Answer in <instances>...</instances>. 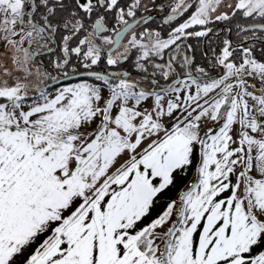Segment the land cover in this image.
<instances>
[{"label":"snow or ice","instance_id":"6c2138e0","mask_svg":"<svg viewBox=\"0 0 264 264\" xmlns=\"http://www.w3.org/2000/svg\"><path fill=\"white\" fill-rule=\"evenodd\" d=\"M156 7L0 0V44L16 53L11 68L0 62L9 77L0 79V264H17L47 232L23 264H264V61L245 46L249 34L264 39V0H171L166 36L146 27ZM217 23L229 33L234 26L239 43L223 39L213 76L184 41L219 35L210 26ZM57 37L62 56L53 67L63 78L71 71L101 83L54 96L40 88L26 103L27 85L14 72L30 75L34 57L55 53ZM97 40L110 46L112 68L136 50L134 67L152 87L127 72L92 71L102 60ZM157 74L171 82L162 86ZM250 79L261 94L249 90ZM193 165L188 190L148 219L176 174Z\"/></svg>","mask_w":264,"mask_h":264},{"label":"flooded vegetation","instance_id":"af4514ba","mask_svg":"<svg viewBox=\"0 0 264 264\" xmlns=\"http://www.w3.org/2000/svg\"><path fill=\"white\" fill-rule=\"evenodd\" d=\"M81 2H83V0H81ZM65 3H69V0H65ZM170 3H171V0H156V4L158 7L152 8L150 12L145 14V15H150L152 18L149 25H147L146 27H149L151 30H154V31L155 30H161L162 36H166L167 31L169 30V26L164 25L162 23V19L164 17H166L167 14L170 12V9L167 7ZM58 14L59 15H65L66 13L65 12H59ZM137 16L139 17L140 13H138ZM184 18H186V17H181L177 21L173 22L172 26H175L178 23L183 22ZM107 22H108V26L112 27L113 19L111 16L108 17ZM130 22H131V20H130ZM210 26L214 28V32L218 31L219 35L222 33V29L217 27L216 24L210 25ZM140 30L141 29H137L138 32ZM219 35L210 34L208 37H203V38L192 37V38H189L186 41H184L185 46L191 47V50L187 51L186 54L194 60V63L196 65L205 67L209 71V73L213 76L215 74L212 72H214L216 70H214L212 68V65H206L205 63H207V62L204 63L203 58H202V61L200 62L201 64H199L198 62H195V59H196L198 53L201 51V49L203 51L206 49V47H205L206 43H209L211 46L212 45L214 46L213 42L218 39ZM126 40L127 39L122 41V43H127V42H125ZM71 43L73 46H75V40H73ZM97 43L100 44V46L102 48V60H101L100 64H98L97 66H95L92 69V71L99 72L101 74H109L113 71L121 72V73L127 72L131 75V77L134 80H140L141 81V83L138 87H142L145 89H149L152 87V85H150V83L147 80H142V76L144 74L137 71L136 68L134 67L135 58L138 55L136 50L132 51L128 61H125L121 65H118L115 68H112V67L107 66L105 63L107 49L110 46L102 44V42L100 40H97ZM245 46H246V44H245ZM24 47H28V44L25 43ZM53 47L55 48L54 54L46 53V52L42 51L41 53L38 54L37 57H34L33 62L28 65L29 71L31 73L30 75H27L26 73H24L22 71L14 72V75L19 77L20 82L27 85V92H28V96H29V99L27 101H31L32 98H37L38 94H39L38 90L40 88H43L45 91H48V90L59 88L60 86H63V85H68L74 81L86 80V79H77V80L70 81V82L60 83L56 86L51 87V85L53 84L51 77H57L58 80L63 79L62 72L59 70H56L53 67V61L57 60L60 56H62V51H61L62 44L60 42L59 37L56 38V43L53 45ZM4 51H7L8 54H7V56L0 54V60H1L0 62L6 61L8 66L11 68V65H9L8 59H11V57L16 53H13L12 49H4L2 47V44H0V53H3ZM120 51H123V48H121ZM170 54H171L170 52L166 53L165 59H167L168 55H170ZM203 54H204V56H206L205 52ZM17 55L22 56L23 54L19 53ZM197 59H198V57H197ZM155 62L163 63V61H160L158 58L155 60ZM72 63L77 64L75 56H73ZM146 66L149 68V71H151V62H149ZM79 70L83 71L82 67ZM217 70H219V69H217ZM0 72L3 74L2 70H0ZM45 73L48 74V76H49L48 79H45ZM74 75H76V74L71 73V71L69 72V77L74 76ZM156 78L159 80V83L162 86H167L168 83L171 82V81H164L163 79H161L159 77V74H157ZM2 79H9V77L4 76V78H2ZM89 80H91V79H89ZM10 82H12V81L10 80ZM154 90H158V89H154Z\"/></svg>","mask_w":264,"mask_h":264},{"label":"crops","instance_id":"0c3cea01","mask_svg":"<svg viewBox=\"0 0 264 264\" xmlns=\"http://www.w3.org/2000/svg\"><path fill=\"white\" fill-rule=\"evenodd\" d=\"M119 167V166H117ZM195 165L192 167H189L184 174H176L175 182L172 186H170L169 189H167L160 197V203L157 205L155 210L152 213V216L148 219H151L154 217L159 211L162 210L164 205L170 201V200H176L179 195H181L183 192L188 190V187L195 181L194 174H195ZM234 177H233V183H234ZM224 196H227L228 193H224ZM50 235V232H47L40 236L37 241L30 245L23 253L22 256L17 258V264H23L25 258L30 257L32 254H34L36 248L39 246V244L48 236Z\"/></svg>","mask_w":264,"mask_h":264},{"label":"trees","instance_id":"16d2710c","mask_svg":"<svg viewBox=\"0 0 264 264\" xmlns=\"http://www.w3.org/2000/svg\"><path fill=\"white\" fill-rule=\"evenodd\" d=\"M234 23L235 22H233V24ZM216 25H217V27L222 29V33L218 36V39L213 42L214 46L213 45L211 46L209 43H206V46H205L206 49L204 51L201 49V51L197 55L198 59L196 57L195 62H198L199 64H201L200 62L202 61V58H203L204 63L207 62V63H205L206 65H212V63H214V61H215L216 56L220 53L222 41L225 38L231 39L234 45H235V43L236 44L239 43V38L236 36V30H235L234 26H232V32L229 33V32H226L223 30L225 28L224 23H217ZM259 35L260 34L257 33V36H259ZM249 44L254 45V56H255V58L259 61H264V39H255L254 37L251 36V34H249L248 45ZM204 52H205L206 56H204V54H203ZM236 57L239 58V53L236 54L234 59ZM212 73H214L215 75H218L219 70H218V73H217V70L212 72ZM90 81L96 82L94 79H91ZM96 83H99V82H96Z\"/></svg>","mask_w":264,"mask_h":264},{"label":"rangeland","instance_id":"374dc122","mask_svg":"<svg viewBox=\"0 0 264 264\" xmlns=\"http://www.w3.org/2000/svg\"><path fill=\"white\" fill-rule=\"evenodd\" d=\"M144 2H145V3H150V0H144ZM0 35H2V34H0ZM125 42H127V40H126ZM247 45H248V42L246 43V46H247ZM12 52L14 53L13 50H12ZM235 59L237 60V62L239 61V58H238V57H236ZM0 61H1V60H0ZM8 62H9V65H11V67H12V61H11V59H8ZM219 71H220V70H219ZM217 73H218V70H217ZM2 78H4V75L0 72V79H2ZM84 82L92 83V84H96V85H98V86L100 85V82H99V83H96V82H94V81H90L89 79H86V80L74 81V82H72V83H70V84H68V85H63V86H60L59 88L52 89V90H48V91H46V92H48L50 96H54V95H55V92H56L58 89L62 88V87H65V86H72V85H75V84H77V83H84ZM10 83H11V82H10ZM249 83H250V84H254V85H256V88H255V89L250 88L249 90H254L255 93H256L257 95L261 94V86L257 83L256 80H252V79H250V80H249ZM257 89H258V90H257ZM259 90H260V91H259ZM257 91H259L260 93H257ZM103 94H104L105 98H109V97H110V93H109L106 89H104ZM37 98H38V97H37ZM31 102H32V100H31V101H26V103H31ZM101 103H103V102H101ZM142 103H143V106H144V107H147L148 105H151V104H152V100L150 99V100H148L147 102H142ZM25 110H27V109H25ZM95 127H96V123H93L92 126H91V128H95ZM82 131H90V129H82ZM144 146H146V144H145V145H142V147H144ZM126 159H127V155L125 154L122 158H120V160H119V162H118V164H117L116 166H119L120 164L124 163V161H125ZM256 175H258V173H257ZM193 176H194V178H195V180H196V172H195V174H194ZM234 181H235V177H234Z\"/></svg>","mask_w":264,"mask_h":264},{"label":"water","instance_id":"95a60500","mask_svg":"<svg viewBox=\"0 0 264 264\" xmlns=\"http://www.w3.org/2000/svg\"><path fill=\"white\" fill-rule=\"evenodd\" d=\"M77 79H93V78H91V77H87V76L74 75V76H71V77L68 78V79H64V78H63V79L59 80L58 83H53V84L51 85V87L56 86V85H58V84H60V83L70 82V81H74V80H77Z\"/></svg>","mask_w":264,"mask_h":264},{"label":"bare ground","instance_id":"6f19581e","mask_svg":"<svg viewBox=\"0 0 264 264\" xmlns=\"http://www.w3.org/2000/svg\"><path fill=\"white\" fill-rule=\"evenodd\" d=\"M260 91V90H259ZM259 91H257V93H260Z\"/></svg>","mask_w":264,"mask_h":264},{"label":"built area","instance_id":"2783aa9c","mask_svg":"<svg viewBox=\"0 0 264 264\" xmlns=\"http://www.w3.org/2000/svg\"><path fill=\"white\" fill-rule=\"evenodd\" d=\"M258 90V89H257Z\"/></svg>","mask_w":264,"mask_h":264}]
</instances>
